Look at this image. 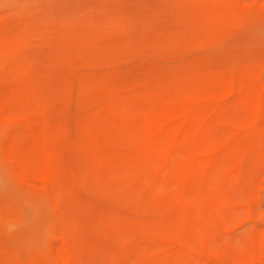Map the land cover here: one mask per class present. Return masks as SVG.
Instances as JSON below:
<instances>
[{
    "label": "rangeland",
    "instance_id": "obj_1",
    "mask_svg": "<svg viewBox=\"0 0 264 264\" xmlns=\"http://www.w3.org/2000/svg\"><path fill=\"white\" fill-rule=\"evenodd\" d=\"M0 177V264H264V0H0Z\"/></svg>",
    "mask_w": 264,
    "mask_h": 264
},
{
    "label": "bare ground",
    "instance_id": "obj_2",
    "mask_svg": "<svg viewBox=\"0 0 264 264\" xmlns=\"http://www.w3.org/2000/svg\"><path fill=\"white\" fill-rule=\"evenodd\" d=\"M147 110H148L147 111L148 113H146V115L148 114V115H150V117H154L155 118L156 115L159 113L158 110H157V107L155 105H152V104H148ZM146 123H148V122H146ZM151 126H153V125H151ZM0 182H1V177H0Z\"/></svg>",
    "mask_w": 264,
    "mask_h": 264
}]
</instances>
